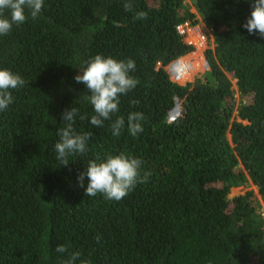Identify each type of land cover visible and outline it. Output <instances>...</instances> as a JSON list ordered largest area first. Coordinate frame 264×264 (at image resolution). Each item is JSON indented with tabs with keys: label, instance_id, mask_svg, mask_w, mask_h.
<instances>
[{
	"label": "trees",
	"instance_id": "16d2710c",
	"mask_svg": "<svg viewBox=\"0 0 264 264\" xmlns=\"http://www.w3.org/2000/svg\"><path fill=\"white\" fill-rule=\"evenodd\" d=\"M126 2L44 0L36 19L0 36V69L25 81L0 111V264H61V244L80 253L76 264H264V38L243 28L251 0H190L194 13L185 0H130L131 11ZM196 13L213 37L208 69L180 84L163 66L195 55L183 64L191 77L201 71L200 51L190 53L176 28ZM97 54L134 60L139 81L99 128L74 79ZM176 102L180 113L168 119ZM72 106L77 132L92 137L60 166L57 129ZM131 112L145 118L136 137ZM120 153L142 161L147 182L120 201L85 196L77 177L88 162ZM248 182L262 202L252 190L229 197Z\"/></svg>",
	"mask_w": 264,
	"mask_h": 264
},
{
	"label": "clouds",
	"instance_id": "9594fccd",
	"mask_svg": "<svg viewBox=\"0 0 264 264\" xmlns=\"http://www.w3.org/2000/svg\"><path fill=\"white\" fill-rule=\"evenodd\" d=\"M43 5L44 0H0V36L8 35L14 25L24 24L29 16L36 19L42 12ZM132 8L130 0L124 4L125 11H131ZM251 9L250 17L243 24V28L249 34H258L260 38H264V0H251ZM135 18L145 19L146 13L137 12ZM183 56H179L163 66L171 80L173 79L170 76L169 65L177 59L184 58ZM205 61L208 66L206 58ZM134 70L135 61L132 59L117 60L97 54L85 62V66L80 69L82 74H77L74 79L77 83L85 85L90 93L84 96V99L90 103L95 113L89 119L92 127H102L105 120H110L112 114L119 111L120 96L126 95L139 83L136 78L130 75ZM24 83L25 81L19 74L8 69H0V111L6 110L13 102L11 90L22 87ZM178 83L185 84L187 81ZM180 110V106L176 102L168 119L175 118ZM77 115H79L78 109L73 106L61 114L64 126L57 129L59 140L54 145L56 159L60 166L69 165V156L83 155L88 151L87 144L91 140L92 133L90 131L77 132L74 126ZM80 119L88 118L80 116ZM144 119L141 112L128 114L127 130L133 137L143 132L141 122ZM124 126L125 119L117 118L111 124L112 134L119 137ZM227 137L230 139L229 133ZM141 166L142 161L139 158L130 157L124 153L107 155L99 161L91 160L88 162L86 170L78 175V186L84 188V194L87 197H95L100 194L106 200L120 201L137 184L147 182L150 173L141 175ZM85 177L88 180L86 187L84 185ZM255 195L262 202L259 192ZM262 207L264 208V204ZM100 239L99 236L96 237L97 243L100 242ZM55 251L58 254H67V258L62 260L61 264H76V261L80 259L79 252H69L68 248L62 244L58 245ZM80 264H88V262L80 260Z\"/></svg>",
	"mask_w": 264,
	"mask_h": 264
},
{
	"label": "rangeland",
	"instance_id": "374dc122",
	"mask_svg": "<svg viewBox=\"0 0 264 264\" xmlns=\"http://www.w3.org/2000/svg\"><path fill=\"white\" fill-rule=\"evenodd\" d=\"M185 4H186V6H188V8H189V10L191 11V12H195V9L192 7V5H191V3H190V0H185ZM196 19H197V21L195 22V23H193L192 22V24L193 25H195V26H197V27H199L200 28V31L201 32H203L205 35H207V38H206V41L205 42H203L202 43V46H198V43H197V39H196V36L195 35H190V36H188L187 37V39H191L192 41H193V46H194V49L191 51V52H195V51H200V54H201V57H203L202 59V61H200V64L202 65V69H201V71L200 70H197L194 74H193V76L191 77L190 76V74L189 73H192L191 72V70H189L188 69V71H187V73H185L184 74V77L186 78H188V80H187V82H192V81H194L195 80V78H197V77H200L201 75H203V73L205 72V70H207L208 68V66L207 65H205V61H204V59H205V56H204V51L208 48V47H211L212 46V40H213V37H212V34H211V31H207L206 29H205V27H207L206 25H205V23L201 20V18L199 17V15H197V13H196ZM207 33V34H206ZM206 37V36H205ZM184 40L186 41V38H184ZM200 49V50H199ZM190 52V53H191ZM198 53V52H197ZM189 54V53H188ZM187 55V54H186ZM193 56H195V55H192V56H189V57H187V58H184V59H182V60H180L181 61V63L183 64V62L184 63H187V61L191 58V57H193ZM204 62V63H203ZM197 73V74H196ZM191 77V78H190ZM235 107L236 106H238L239 105V101H238V92L237 91H235ZM234 114H236V111H234ZM235 117H236V115H235ZM238 119V118H237ZM228 140L230 141V139H229V137H228ZM238 188H236V187H232L231 189H230V192H229V197H232L233 195H239V194H242V193H244L245 191H247V190H252L254 193H256L257 194V192H258V189H257V187L254 185V184H252L251 182H248L247 184H245V185H239V186H237ZM264 209V208H263Z\"/></svg>",
	"mask_w": 264,
	"mask_h": 264
},
{
	"label": "built area",
	"instance_id": "2783aa9c",
	"mask_svg": "<svg viewBox=\"0 0 264 264\" xmlns=\"http://www.w3.org/2000/svg\"><path fill=\"white\" fill-rule=\"evenodd\" d=\"M177 31L186 38L188 43H193L191 39H187L188 36L195 35L197 39L198 46H202V43L206 41L207 35L200 31V28L193 25L190 21H185L176 26ZM207 31H211L210 27H205ZM207 34V33H206ZM206 36V37H205ZM203 58V57H202ZM205 61V59H204ZM204 63V62H203ZM206 65V61H205ZM189 69L188 64H182L180 59H177L170 63L169 71L171 78L176 82H185L187 79H180Z\"/></svg>",
	"mask_w": 264,
	"mask_h": 264
}]
</instances>
